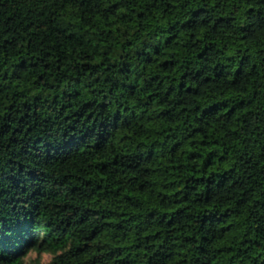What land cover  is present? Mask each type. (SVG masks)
Wrapping results in <instances>:
<instances>
[{"label":"trees","instance_id":"1","mask_svg":"<svg viewBox=\"0 0 264 264\" xmlns=\"http://www.w3.org/2000/svg\"><path fill=\"white\" fill-rule=\"evenodd\" d=\"M0 264H264V0H0Z\"/></svg>","mask_w":264,"mask_h":264},{"label":"rangeland","instance_id":"2","mask_svg":"<svg viewBox=\"0 0 264 264\" xmlns=\"http://www.w3.org/2000/svg\"><path fill=\"white\" fill-rule=\"evenodd\" d=\"M36 256H38V253H37V252H35V251L30 252V253L26 256V261H27V263H30L31 260H32L33 258H35ZM50 257H51V255H50V253H48V252H42V253H41V258H42V260H43L44 262H48V260L50 259Z\"/></svg>","mask_w":264,"mask_h":264}]
</instances>
